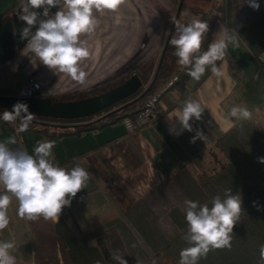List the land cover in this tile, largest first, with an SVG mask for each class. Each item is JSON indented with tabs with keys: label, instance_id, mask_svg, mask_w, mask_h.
<instances>
[{
	"label": "crops",
	"instance_id": "obj_1",
	"mask_svg": "<svg viewBox=\"0 0 264 264\" xmlns=\"http://www.w3.org/2000/svg\"><path fill=\"white\" fill-rule=\"evenodd\" d=\"M18 1L0 0V14L11 10ZM258 3L259 10H254L241 0L239 11L242 15L238 16V22L242 18L243 23L256 21L262 24L254 30L247 26L243 28L241 24L238 28L246 35L264 37V0ZM178 4L179 0H125L119 12L97 14L99 24L96 30L82 37L91 52V57L82 64L88 74L86 82L97 81L110 71L132 63H144L159 57L172 29ZM182 16L188 22L193 18L208 22V46L220 38L222 26L237 31L239 47L230 44L224 59L218 61L224 73L222 77L209 72L196 81L189 76L185 84L188 92L183 96L175 88L164 91L158 106L160 114L151 123L129 127L123 121L79 135L46 136L33 131L18 133L0 122V142L15 137L19 149L34 155L37 142L54 141L55 163L61 165L75 160L89 170L95 189L73 198L71 206L65 207L60 215H65L66 223L77 238L116 218L179 168L198 174L213 163L218 167L223 157L214 143L238 122L235 118H228L232 107L248 108L253 115L247 121L264 125V65L258 59L262 52L255 55L236 28L228 27L216 18V10L210 3L205 10H182L179 19ZM25 47L0 65V74L13 75L12 80L17 84L14 92L29 74L41 83L42 91L48 90L51 85L47 86L43 81L55 83L63 74L52 72L30 52V64L27 67L19 64L18 53L27 51ZM10 88L11 83L6 82L0 86V91L12 92L8 90ZM189 97L198 100L205 109L199 121H190L192 132L184 130L175 120L183 101ZM196 130L207 136L205 142L199 139L191 142ZM17 207L18 202L13 199L8 210L9 226L0 232V241L15 240L16 264H72L55 233L56 222L43 217L35 221L21 219Z\"/></svg>",
	"mask_w": 264,
	"mask_h": 264
},
{
	"label": "clouds",
	"instance_id": "obj_2",
	"mask_svg": "<svg viewBox=\"0 0 264 264\" xmlns=\"http://www.w3.org/2000/svg\"><path fill=\"white\" fill-rule=\"evenodd\" d=\"M244 2L254 10L260 8L258 0ZM124 3L125 0H19L17 14L26 23L20 30L21 40H27L25 49L49 70L84 83L88 74L82 64L91 57V52L82 37L96 30L99 24L97 14L117 13ZM52 8L58 10L52 14ZM37 9H43V18ZM173 23L175 35L169 43L174 48L178 64L188 69V75L196 81L208 70L212 75L222 77L224 73L217 62L224 59L230 44L239 47L237 31L221 26L220 38L201 52L205 34L209 31L208 22L193 18L187 24L178 20H173ZM37 25L33 32L32 28ZM204 110L198 100L189 97L183 101L175 120L184 130L192 132L190 121H199ZM252 115L248 108L234 106L228 118L243 122L250 120ZM34 117L26 103L17 102L12 110H5L0 115V120L13 124L19 122L17 131L23 132L29 128ZM197 139L205 142L207 136L196 130L191 142L195 143ZM16 143L15 137L0 142V232L9 226L8 210L13 199L18 202L19 218L35 221L43 217L44 220L59 222L63 209L70 207L72 199L87 188L91 175L79 162L70 169L55 163L52 151L54 141L37 142L34 155L9 146ZM258 162L264 164V157H259ZM184 203L188 227L182 239L188 247L181 249L178 264H198L212 250H230L233 229L244 211L241 195L233 194L231 189L225 190L223 198L216 195L211 200V207L192 200H185ZM253 206L257 211L261 210L256 202ZM15 251V240L0 241V264H16ZM259 257V264H264V244L260 245ZM113 260L117 264H128L119 253L113 254ZM151 264H156V260L153 259Z\"/></svg>",
	"mask_w": 264,
	"mask_h": 264
},
{
	"label": "trees",
	"instance_id": "obj_3",
	"mask_svg": "<svg viewBox=\"0 0 264 264\" xmlns=\"http://www.w3.org/2000/svg\"><path fill=\"white\" fill-rule=\"evenodd\" d=\"M206 1L216 10L217 19L238 30L255 55L264 52V37L246 35L238 28L241 24L243 28L247 26L254 30L258 24H262L256 21L243 23L242 18L238 22V16L242 15L239 11L241 0ZM18 5L19 1L11 10L0 14V24ZM186 9L201 11L181 0L174 20H178L180 12ZM174 30L173 23L149 84L143 87L141 80L139 90L124 99V102L121 101L122 104L81 119L64 120L35 115L26 131L39 132L46 136L79 135L107 124L123 122L125 119L134 121L142 111L145 101L163 87L174 74L177 75V79L170 88L177 89L181 96L185 95L188 92L185 87L189 78L188 69L180 66L178 58L169 52V41ZM209 39L210 29L205 35L201 52L207 50ZM209 72L210 70L206 71L202 78ZM0 94L16 96V91H0ZM88 96L91 94L80 98ZM4 111L0 109V115ZM0 122L16 131L19 126V122L15 124L3 120ZM214 144L225 160L203 183L181 167L121 211L116 218L82 234L79 238L71 232L65 215L60 216L59 222L55 223V233L60 238L71 263L117 264L113 260V254L119 253L128 264H151L153 259L156 260V264H178L181 249L188 247L186 241L182 239L188 227L184 211L185 200L207 203L211 207V200L216 195L223 198L225 190L231 189L233 194L241 195L244 209L233 229L232 247L230 250L225 248L210 251L206 257L198 261V264H259V248L264 244V164L259 163L258 158L264 157V125L238 121L218 137ZM9 146L13 149L19 148L18 143ZM76 162L78 161L71 160L60 166L70 169ZM94 189L95 185L90 178L87 188L77 196ZM253 202L261 207L260 211L253 206Z\"/></svg>",
	"mask_w": 264,
	"mask_h": 264
},
{
	"label": "water",
	"instance_id": "obj_4",
	"mask_svg": "<svg viewBox=\"0 0 264 264\" xmlns=\"http://www.w3.org/2000/svg\"><path fill=\"white\" fill-rule=\"evenodd\" d=\"M181 0L179 1L177 12L179 11ZM18 7L0 24V65L11 60L16 51L21 50L27 40H21L20 30L26 26L17 14ZM58 8H52L51 13L54 14ZM41 13L43 9H37ZM37 26L32 28L35 32ZM171 30L169 32V35ZM168 35V37H169ZM142 82L138 74H132L122 83L116 85L104 92L83 97L74 100H53L51 97H32L17 98L13 95L0 94V109L12 110L17 102L26 103L29 112L36 116L49 117L53 119L73 120L81 119L96 115L110 109L112 106L123 101L127 97L135 94L141 87Z\"/></svg>",
	"mask_w": 264,
	"mask_h": 264
},
{
	"label": "rangeland",
	"instance_id": "obj_5",
	"mask_svg": "<svg viewBox=\"0 0 264 264\" xmlns=\"http://www.w3.org/2000/svg\"><path fill=\"white\" fill-rule=\"evenodd\" d=\"M185 3L188 6H193L197 8L198 10H205L208 8V2L206 0H185ZM178 21L184 24L188 23L187 18H185L184 16H182L180 19L178 18ZM173 35H175V31ZM169 52L171 54L174 53V48L173 46L170 45V43H169ZM17 61L19 64H22L25 67H27L30 64L29 63L30 62L29 52L25 51L22 53H18ZM157 61H158V57L151 59L144 63L135 62V63H132L131 66L129 65L122 69H116L115 71L112 70L109 73H107L106 76L101 77L97 81L90 80L87 82L85 81L84 83H80V82L73 81L71 78L67 77L65 74H63L62 78H59V80L55 81V83L54 82L51 83L52 81L50 80L48 82H45L42 80L45 85L47 86L49 84L51 85V87L48 90L43 89L42 96L43 95L51 96L52 98L56 100H63V101L79 99L82 96L90 95V94L91 95L97 94L98 92L102 90H106L107 88L114 87L115 85H119L132 74H138L140 79L143 82V87H146L151 81L154 70L156 68ZM29 76L34 77L32 74H29L28 77ZM12 77L13 75H5V74L1 75L0 74V86L3 85V83L8 82V83H11V88L8 90L10 91L16 90L17 84L14 80H12L13 79ZM122 102L117 103L115 106L122 104ZM219 153L222 155L220 151ZM224 160L225 159L223 157V162ZM219 166L217 167L215 163H213L203 173L199 172L198 174H194L189 171L188 172L191 176L196 178L200 183H203L210 178V176L219 168Z\"/></svg>",
	"mask_w": 264,
	"mask_h": 264
},
{
	"label": "built area",
	"instance_id": "obj_6",
	"mask_svg": "<svg viewBox=\"0 0 264 264\" xmlns=\"http://www.w3.org/2000/svg\"><path fill=\"white\" fill-rule=\"evenodd\" d=\"M259 61L262 65H264V52H262L258 56ZM177 77L174 76L171 78L168 83L159 91H157L153 96L149 97L144 105L143 109L138 115V117L134 121H130L128 119L124 120V123L131 127H140L142 125L151 123L154 119H156L159 114V102L161 95L164 91H166L174 81H176ZM42 96V86L41 83L32 76H29L25 79V81L18 87L16 91L17 98H32V97H40Z\"/></svg>",
	"mask_w": 264,
	"mask_h": 264
}]
</instances>
